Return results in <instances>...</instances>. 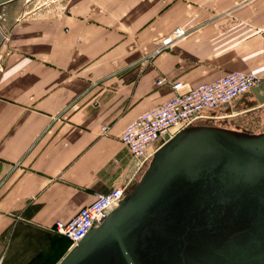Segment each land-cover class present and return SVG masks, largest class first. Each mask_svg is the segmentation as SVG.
<instances>
[{
  "label": "crops",
  "instance_id": "0c3cea01",
  "mask_svg": "<svg viewBox=\"0 0 264 264\" xmlns=\"http://www.w3.org/2000/svg\"><path fill=\"white\" fill-rule=\"evenodd\" d=\"M48 1L0 0L3 264H58L71 242L54 223L135 185L148 162L120 135L174 95L160 77L197 85L237 70L264 81V0ZM177 27L188 34L163 47ZM224 110L207 119L261 117L264 103L249 92Z\"/></svg>",
  "mask_w": 264,
  "mask_h": 264
},
{
  "label": "water",
  "instance_id": "95a60500",
  "mask_svg": "<svg viewBox=\"0 0 264 264\" xmlns=\"http://www.w3.org/2000/svg\"><path fill=\"white\" fill-rule=\"evenodd\" d=\"M58 264H264V131L180 130Z\"/></svg>",
  "mask_w": 264,
  "mask_h": 264
},
{
  "label": "built area",
  "instance_id": "2783aa9c",
  "mask_svg": "<svg viewBox=\"0 0 264 264\" xmlns=\"http://www.w3.org/2000/svg\"><path fill=\"white\" fill-rule=\"evenodd\" d=\"M188 32V29L184 27H177L172 34L162 39V46L172 45ZM262 81L263 78L253 72L237 70L220 76L213 82L197 85L182 80L170 82L166 77H160L157 85L171 83L175 90L174 95L138 115L125 126L120 139L142 168L155 144L160 142L155 146L157 150L180 130L210 118L213 116L210 113L212 111L224 110L236 99L251 92L252 88ZM102 131L105 134L108 133L109 126L103 125ZM127 191V185H118L108 192L98 193L90 203L81 207L71 218L57 220L53 229L67 237L71 247L74 246L91 228L101 222L103 216L119 203ZM3 257V255L0 256V264H3Z\"/></svg>",
  "mask_w": 264,
  "mask_h": 264
},
{
  "label": "rangeland",
  "instance_id": "374dc122",
  "mask_svg": "<svg viewBox=\"0 0 264 264\" xmlns=\"http://www.w3.org/2000/svg\"><path fill=\"white\" fill-rule=\"evenodd\" d=\"M50 1H52V0H49L48 2H50ZM31 4H32V1H31ZM31 7H32V5H31ZM257 112H258L257 110L256 111H251L249 113V115H247V116L235 117L234 121H229V118L228 119H204V120L201 121V124L225 125V126H229V127L237 126V127H241V128H247L251 132L252 131L253 132L264 131V116L260 117V115H257ZM198 124H200V123H198ZM159 143L155 144L151 148V150L153 148H155V146H157Z\"/></svg>",
  "mask_w": 264,
  "mask_h": 264
},
{
  "label": "bare ground",
  "instance_id": "6f19581e",
  "mask_svg": "<svg viewBox=\"0 0 264 264\" xmlns=\"http://www.w3.org/2000/svg\"><path fill=\"white\" fill-rule=\"evenodd\" d=\"M229 116H230V115H229ZM197 124H198V123H197ZM235 129H236V128H235ZM155 150H156V148H153V149H152L151 155H150L149 159L146 161L145 165L147 164V162H148V164H149V162H150V160H151V158H152V156H153ZM148 164H147V167H148ZM147 167H146V168H147ZM144 168H145V167H144ZM144 170H145V169H143V171H144ZM129 189H130V188H129ZM129 189H128V190H129ZM117 204H118V203H117ZM72 247H73V246H72ZM72 247H71V248H72ZM71 248H70V249H71Z\"/></svg>",
  "mask_w": 264,
  "mask_h": 264
},
{
  "label": "flooded vegetation",
  "instance_id": "af4514ba",
  "mask_svg": "<svg viewBox=\"0 0 264 264\" xmlns=\"http://www.w3.org/2000/svg\"><path fill=\"white\" fill-rule=\"evenodd\" d=\"M245 95H246V94H245ZM225 111H226V110H222V112H221V114L224 115V116H225V114H226ZM221 118H223V117H221ZM225 118H226V116H225ZM221 126H225V125H221ZM226 127H229V126H226ZM234 129H235V128H234ZM236 129H241V130L250 131V130L247 129V128H236Z\"/></svg>",
  "mask_w": 264,
  "mask_h": 264
}]
</instances>
